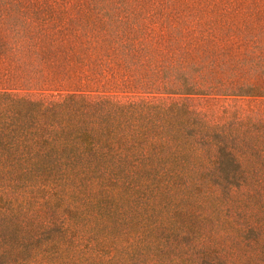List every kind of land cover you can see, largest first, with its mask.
Returning <instances> with one entry per match:
<instances>
[{
    "label": "trees",
    "instance_id": "16d2710c",
    "mask_svg": "<svg viewBox=\"0 0 264 264\" xmlns=\"http://www.w3.org/2000/svg\"><path fill=\"white\" fill-rule=\"evenodd\" d=\"M52 39L41 97L0 86V264H264V112L215 122L184 100L264 85L190 66L131 83L76 51L58 78Z\"/></svg>",
    "mask_w": 264,
    "mask_h": 264
},
{
    "label": "rangeland",
    "instance_id": "374dc122",
    "mask_svg": "<svg viewBox=\"0 0 264 264\" xmlns=\"http://www.w3.org/2000/svg\"><path fill=\"white\" fill-rule=\"evenodd\" d=\"M49 36L59 49L49 60L58 78L67 77L64 72L70 69L83 70L73 58L71 66L63 60L76 51L107 75L131 83L190 66L199 84L264 85V0H0V86L41 97L26 88H48L34 82L47 67ZM87 42L94 48H87ZM98 84L83 80L79 85L93 89ZM54 85L60 87L49 89H67V81ZM138 91L120 86L113 93ZM184 100L215 122L236 111L241 116L264 112V97Z\"/></svg>",
    "mask_w": 264,
    "mask_h": 264
}]
</instances>
